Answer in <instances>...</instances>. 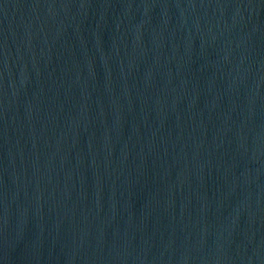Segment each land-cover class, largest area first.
Wrapping results in <instances>:
<instances>
[{"label":"water","instance_id":"water-1","mask_svg":"<svg viewBox=\"0 0 264 264\" xmlns=\"http://www.w3.org/2000/svg\"><path fill=\"white\" fill-rule=\"evenodd\" d=\"M0 264H264V0H0Z\"/></svg>","mask_w":264,"mask_h":264}]
</instances>
